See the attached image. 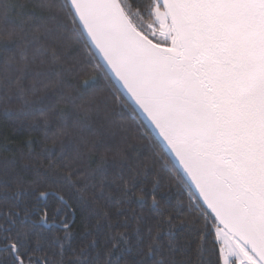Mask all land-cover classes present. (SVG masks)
Masks as SVG:
<instances>
[{"label":"snow or ice","instance_id":"6c2138e0","mask_svg":"<svg viewBox=\"0 0 264 264\" xmlns=\"http://www.w3.org/2000/svg\"><path fill=\"white\" fill-rule=\"evenodd\" d=\"M0 264H264V0H0Z\"/></svg>","mask_w":264,"mask_h":264},{"label":"trees","instance_id":"16d2710c","mask_svg":"<svg viewBox=\"0 0 264 264\" xmlns=\"http://www.w3.org/2000/svg\"><path fill=\"white\" fill-rule=\"evenodd\" d=\"M119 122H120L119 118H117V123H119ZM130 143L136 144V146L140 149L141 155H144V154H146L149 151V150L145 149V145H146L147 141L139 142V141L131 139V136H130ZM4 155L10 157L11 154L10 153H4ZM163 190L164 189H162V191ZM176 195H177V189L173 188L172 189L173 202H174V199H175ZM185 201H186V194H185Z\"/></svg>","mask_w":264,"mask_h":264}]
</instances>
